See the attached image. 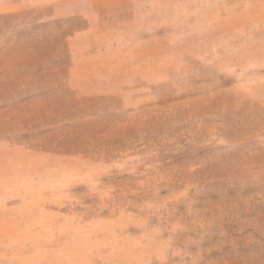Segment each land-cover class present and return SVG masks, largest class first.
<instances>
[{"label":"rangeland","instance_id":"rangeland-1","mask_svg":"<svg viewBox=\"0 0 264 264\" xmlns=\"http://www.w3.org/2000/svg\"><path fill=\"white\" fill-rule=\"evenodd\" d=\"M24 1L0 14V264H264V0H110L100 64L68 0Z\"/></svg>","mask_w":264,"mask_h":264},{"label":"crops","instance_id":"crops-1","mask_svg":"<svg viewBox=\"0 0 264 264\" xmlns=\"http://www.w3.org/2000/svg\"><path fill=\"white\" fill-rule=\"evenodd\" d=\"M23 4L24 0H0V14L18 12ZM114 8L110 0H68L66 15L59 20L67 45H87L97 57V64L102 63L106 22L111 20L109 11Z\"/></svg>","mask_w":264,"mask_h":264}]
</instances>
